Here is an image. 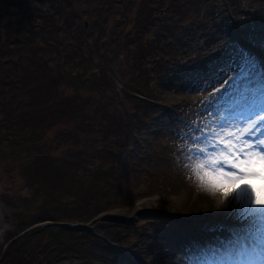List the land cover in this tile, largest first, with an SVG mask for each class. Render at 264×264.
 I'll list each match as a JSON object with an SVG mask.
<instances>
[{
  "label": "trees",
  "instance_id": "obj_1",
  "mask_svg": "<svg viewBox=\"0 0 264 264\" xmlns=\"http://www.w3.org/2000/svg\"><path fill=\"white\" fill-rule=\"evenodd\" d=\"M75 1L77 9L88 6L83 10L87 23L103 18L94 35L98 52L94 55L93 48L88 51L81 39L67 44L64 55L72 64L66 74L75 80L67 93L72 95L60 98L51 81L49 94L38 106L42 77L50 75L55 63L65 66L60 58L51 55L56 43L64 44L57 36L60 2L0 0V176H13L31 187L26 191L16 188L17 192L12 194L0 191V264L115 263L104 252L109 249L117 254L111 242L116 245L120 242L114 230L118 227L105 216L98 217L114 210L116 205L100 203L98 197L104 187L94 189L99 184L96 180L85 183L81 194L75 179L85 180L77 174L80 166L89 164L86 153L91 154L95 147L100 149L98 142L96 146L93 144L99 141L93 130L101 132L98 121L107 112L106 103L112 99L104 85L109 79L119 80L121 88L133 95L125 93L122 103L133 100L141 105H131L143 111L145 106L147 120L157 111L150 91L154 92L161 76L172 75L177 65L191 56L176 40L188 41L195 34L196 4L187 23L190 29L172 34L176 31L174 4L188 0H157L158 13L151 9L156 0H132L133 16L122 11L124 25L120 23L113 28L107 20L115 0ZM168 13L167 22L162 21ZM83 26L80 24L81 31L75 30L72 36L82 37ZM123 30L125 36L121 37ZM149 31L155 34H148ZM143 47L147 50L142 53ZM112 55L119 57L115 77L109 71ZM139 78L144 83L135 87L133 83ZM65 100L73 102L77 109L60 111V101ZM111 116L114 125L122 127L125 116L115 112ZM62 122L64 126L52 133L50 127ZM109 140L104 137L99 142L109 149L105 144ZM108 162H111L109 167L105 163L94 164L93 160L90 166L102 175L113 177L118 171L113 164L118 161Z\"/></svg>",
  "mask_w": 264,
  "mask_h": 264
},
{
  "label": "rangeland",
  "instance_id": "obj_2",
  "mask_svg": "<svg viewBox=\"0 0 264 264\" xmlns=\"http://www.w3.org/2000/svg\"><path fill=\"white\" fill-rule=\"evenodd\" d=\"M131 1L115 0L107 20L112 28L120 23L124 25L122 11L132 14ZM205 1H177L174 4L176 31L172 34L188 31L190 27H187V23L192 17L194 4L198 9V14L193 19L197 27L195 34L190 33L192 37L188 41L176 40L177 44L181 43L185 47L186 54L191 56L188 60L185 57L187 61L180 62L172 75L161 76V81L154 86V92L150 91L155 99L153 107L157 111L149 115L147 120L144 119L148 114L145 106L143 111L133 106L141 105L133 100L122 103L125 93L133 95L121 88L119 80L109 79L108 84L104 85L112 99L106 103L107 112L102 113L100 123L98 121L102 126L101 132L95 128L93 134L99 141L109 137V142H105L109 149L95 141L93 144L96 146L98 142L100 149L95 147L91 154L86 153L89 164H83L78 170L77 176H84L85 180L75 179L81 194L85 191V183L91 179L96 180L99 184L94 189L104 187L98 197L100 203L116 205L114 210L100 215L118 227L114 230L117 231L115 236L118 235L120 242L117 245L111 242V247L117 254L109 249L104 252L106 258L115 261L114 264H185V257L197 252V241L199 250H207L210 256L213 255L212 248L221 251L220 255L236 256L241 251L239 244L231 245L229 242L234 233L242 232L248 224L237 218L231 205L222 209L227 214L214 210L215 205L204 210L206 202L217 200L219 193L214 197L200 191L188 179L184 165L188 155L186 145L196 143L195 138L207 131L206 125L214 118L210 116L214 109L207 107L210 103L207 98L214 88H220L233 74L235 78L221 93L219 111L239 114L244 108L243 79L240 78L243 56H251L258 67L264 65V0ZM57 2L61 6L57 15V36H63L61 41L64 44L56 43L51 55L60 58L65 66L55 63L50 75L42 77L40 101H36L38 106L49 94L51 81L56 85L54 92L60 98L72 95L67 93L75 85V80L66 74L72 64L64 55L67 44L81 39L83 47L86 46L88 51L93 48L94 55L98 52V42L94 35L103 23V18H99V21L97 19L95 23H88L85 31H82V37L72 36L75 30L81 31L79 25L87 21L83 10L88 6L82 5L77 9L75 0ZM159 6L156 0L151 9L158 13ZM172 6L173 2L170 4V11ZM114 15L117 17H113ZM160 15L163 17V14ZM67 16L69 17L66 18ZM168 16L169 13L162 21L167 22ZM150 33L155 34V31H149L148 34ZM65 36L72 37L67 39ZM124 36L125 30L121 34V37ZM146 50L143 47L140 52ZM112 56L109 71L110 76L115 77L119 57ZM143 68L145 70L144 65ZM169 69L168 67L164 71ZM143 83L139 78L133 85L139 87ZM75 103H78L76 96ZM170 106L175 109H170ZM58 108L62 112H74L77 109L73 102L67 100L60 101ZM111 112L125 116L122 127L114 125ZM62 126L63 122L52 125L50 130L55 133ZM116 159L118 162L113 165L118 171L113 177L102 175L90 166L94 160V164L105 163L109 167L111 162L108 161ZM26 186V182L13 176H0V191L7 190L12 194L17 192L16 188L22 187L21 191L31 189ZM34 206L37 204L34 203ZM124 223L133 228L123 225ZM208 264L223 262L209 261Z\"/></svg>",
  "mask_w": 264,
  "mask_h": 264
},
{
  "label": "snow or ice",
  "instance_id": "obj_3",
  "mask_svg": "<svg viewBox=\"0 0 264 264\" xmlns=\"http://www.w3.org/2000/svg\"><path fill=\"white\" fill-rule=\"evenodd\" d=\"M234 78L233 74L207 98L214 118L196 143L186 145L184 166L200 191L214 197L219 193L216 208L231 205L248 227L234 233L229 242L240 245L236 256L215 255L218 250L210 256L200 249L186 256L185 264H264V65L258 67L251 56H243L244 108L239 114L219 111L221 93Z\"/></svg>",
  "mask_w": 264,
  "mask_h": 264
},
{
  "label": "bare ground",
  "instance_id": "obj_4",
  "mask_svg": "<svg viewBox=\"0 0 264 264\" xmlns=\"http://www.w3.org/2000/svg\"><path fill=\"white\" fill-rule=\"evenodd\" d=\"M242 83H244V81H243ZM205 201H207V200H205ZM208 205H209V206H208ZM213 205L216 206V200H215L214 202H211V200H210V202H206V207L204 208V210H206V208H207V210H208V208H212ZM229 206H230V205H229ZM229 206H227V207H229ZM227 207H223V208H227ZM223 208H219V209H218V208L215 207V209H214V208H213V209L222 212V209H223ZM222 213H226V214H227L228 212H222ZM218 214H219V213H218ZM226 228H227V227H226ZM200 239H203V237H200ZM219 239H220V238H219ZM197 242H198V241H197ZM197 242L195 243V247H197V251H199L200 246L198 245ZM193 250H194V249H193ZM193 250H192V251H193ZM213 250H215V249L212 248V251H213ZM220 252H221V251H217L216 254H219V255H220ZM223 254H225V252H224Z\"/></svg>",
  "mask_w": 264,
  "mask_h": 264
},
{
  "label": "water",
  "instance_id": "obj_5",
  "mask_svg": "<svg viewBox=\"0 0 264 264\" xmlns=\"http://www.w3.org/2000/svg\"><path fill=\"white\" fill-rule=\"evenodd\" d=\"M85 26H86V24H85ZM62 39H63V37H61Z\"/></svg>",
  "mask_w": 264,
  "mask_h": 264
}]
</instances>
